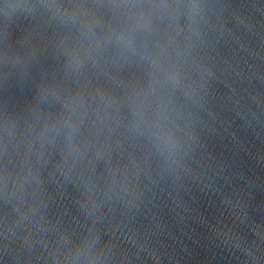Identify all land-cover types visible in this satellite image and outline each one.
I'll use <instances>...</instances> for the list:
<instances>
[{
    "label": "water",
    "instance_id": "95a60500",
    "mask_svg": "<svg viewBox=\"0 0 264 264\" xmlns=\"http://www.w3.org/2000/svg\"><path fill=\"white\" fill-rule=\"evenodd\" d=\"M0 264H264V0H0Z\"/></svg>",
    "mask_w": 264,
    "mask_h": 264
}]
</instances>
